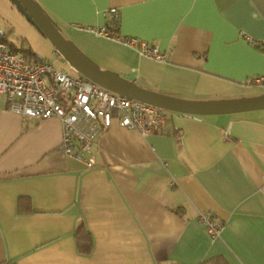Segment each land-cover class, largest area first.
Wrapping results in <instances>:
<instances>
[{"label": "crops", "instance_id": "crops-1", "mask_svg": "<svg viewBox=\"0 0 264 264\" xmlns=\"http://www.w3.org/2000/svg\"><path fill=\"white\" fill-rule=\"evenodd\" d=\"M35 1L97 39L98 63L144 89L196 102L264 96L249 84L264 74V51L244 37L264 40V0ZM111 7L120 37L159 45L167 61L83 28L106 25ZM165 115L148 134L115 120L102 128L87 167L63 152L58 119L23 120L0 93V261L264 264V108ZM203 212L223 224L217 237ZM81 224L89 253L77 249Z\"/></svg>", "mask_w": 264, "mask_h": 264}, {"label": "built area", "instance_id": "built-area-1", "mask_svg": "<svg viewBox=\"0 0 264 264\" xmlns=\"http://www.w3.org/2000/svg\"><path fill=\"white\" fill-rule=\"evenodd\" d=\"M106 22V25L96 28H83L95 35L122 42L135 49L141 57L157 62L167 61V55L160 50L159 45L137 37L119 36L115 30L119 26L117 9L109 8ZM109 25L116 33L111 31ZM244 37L252 46L264 51V40L246 34ZM54 53L60 57V61L69 64L58 50L55 49ZM69 66L77 72L74 66ZM249 84L264 87V74L252 76ZM0 93L5 94L8 109L23 120L58 119L61 123L60 147L63 152L83 161L87 167H91L92 162L84 154L93 148L101 129L110 127L114 120L123 128L148 134L161 127L166 119L163 108L107 90L81 74L72 76L66 70L54 68L50 61H29L20 51L2 40ZM198 221L212 238L217 237L223 225L209 212L200 213ZM0 264L17 263L5 259Z\"/></svg>", "mask_w": 264, "mask_h": 264}, {"label": "water", "instance_id": "water-1", "mask_svg": "<svg viewBox=\"0 0 264 264\" xmlns=\"http://www.w3.org/2000/svg\"><path fill=\"white\" fill-rule=\"evenodd\" d=\"M11 2L31 26H35L44 37L48 38L54 49L58 50L65 61L74 66L77 72L107 90L182 114H223L264 108V96L196 102L144 89L119 77L111 70L101 69L99 65L81 53L71 41L61 34L37 1L11 0Z\"/></svg>", "mask_w": 264, "mask_h": 264}, {"label": "rangeland", "instance_id": "rangeland-1", "mask_svg": "<svg viewBox=\"0 0 264 264\" xmlns=\"http://www.w3.org/2000/svg\"><path fill=\"white\" fill-rule=\"evenodd\" d=\"M57 26L61 34L71 41L81 53L99 65L101 69L108 70L104 68L102 63H98L101 62L99 57L103 48L97 39L93 40L92 35L89 33L83 34L58 24ZM0 31L7 33L6 39L10 43H14L18 49L30 47L35 55L37 54L47 62H52L54 68L66 70L72 76L78 75L77 72L69 68L66 62L60 61V57L54 53L55 49L48 38L44 37L35 26L28 23L11 0H0ZM252 90H254V93L264 92V88Z\"/></svg>", "mask_w": 264, "mask_h": 264}, {"label": "trees", "instance_id": "trees-1", "mask_svg": "<svg viewBox=\"0 0 264 264\" xmlns=\"http://www.w3.org/2000/svg\"><path fill=\"white\" fill-rule=\"evenodd\" d=\"M44 11V10H43ZM44 13H47L44 11ZM47 15L49 16V18L51 19V21L54 23V21L52 20V18L50 17L49 13H47ZM111 21L116 22L115 19H111ZM55 26L58 28L57 24H55ZM109 28L111 29V31H114L111 25H109ZM119 28V27H118ZM118 28L115 29L118 31ZM116 33V31H114ZM6 34L5 32L0 31V40L5 41L8 45H10V47L17 49L18 51H20L27 60L31 61H37V60H41L42 58L37 56V54L35 55L33 53V51L30 49V47H26V48H20L18 49L16 47V45L14 43H10L8 41V39H6ZM32 57H34L32 59ZM38 57V59L36 58ZM43 60V59H42ZM159 130V129H157ZM22 202H24V199H22L21 197L19 198V205L23 204ZM29 204V203H28ZM29 208V206H28ZM75 240H76V244H77V249L79 252L81 253H89L92 249V239H91V235L89 233V231H87L84 227L83 224H81L80 226H78L75 229ZM201 264H229L228 261H226L222 256H218V257H212L209 259H206V261H204Z\"/></svg>", "mask_w": 264, "mask_h": 264}]
</instances>
